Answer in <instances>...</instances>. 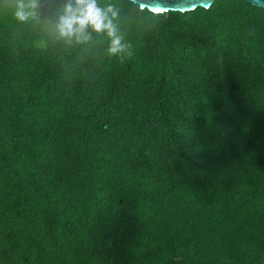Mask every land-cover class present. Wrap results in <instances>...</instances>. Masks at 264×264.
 Returning <instances> with one entry per match:
<instances>
[{
    "label": "trees",
    "instance_id": "1",
    "mask_svg": "<svg viewBox=\"0 0 264 264\" xmlns=\"http://www.w3.org/2000/svg\"><path fill=\"white\" fill-rule=\"evenodd\" d=\"M69 2L0 0V264H264V9Z\"/></svg>",
    "mask_w": 264,
    "mask_h": 264
},
{
    "label": "clouds",
    "instance_id": "2",
    "mask_svg": "<svg viewBox=\"0 0 264 264\" xmlns=\"http://www.w3.org/2000/svg\"><path fill=\"white\" fill-rule=\"evenodd\" d=\"M139 11L147 10L152 14L154 18L161 17L165 13L176 10L170 7L164 6H151L146 5L141 0H131ZM210 5V4H209ZM37 0H28V4L24 3V0H18V5L15 10V18L24 22L35 15V9L37 8ZM259 6H264L259 4ZM181 12L194 11L195 8L192 4H188L186 7L178 9ZM111 12V17L108 13ZM118 15V12L113 10L110 6L107 11L97 7L96 0H71L66 3L55 22V29L59 36L62 38L71 39L76 37L77 40L87 39L85 35L86 29L91 28L93 31L106 32L110 37V46L108 53L110 55H116L124 49V45L121 44L122 37L118 35L117 28L113 23V18Z\"/></svg>",
    "mask_w": 264,
    "mask_h": 264
},
{
    "label": "water",
    "instance_id": "3",
    "mask_svg": "<svg viewBox=\"0 0 264 264\" xmlns=\"http://www.w3.org/2000/svg\"><path fill=\"white\" fill-rule=\"evenodd\" d=\"M128 1L131 2V0H128ZM214 1H216V0H141V2H144L146 5H151L153 7L154 6L170 7V8H174L176 10H172L169 12H179V13L191 12V11L181 12L178 10L179 8L186 7L188 4H192V6L195 9L202 8V9L207 10L212 6ZM241 1H245L254 7L264 9V6H259L260 0H241ZM145 10H147V7Z\"/></svg>",
    "mask_w": 264,
    "mask_h": 264
},
{
    "label": "snow or ice",
    "instance_id": "4",
    "mask_svg": "<svg viewBox=\"0 0 264 264\" xmlns=\"http://www.w3.org/2000/svg\"><path fill=\"white\" fill-rule=\"evenodd\" d=\"M260 4L261 5H264V0H260Z\"/></svg>",
    "mask_w": 264,
    "mask_h": 264
}]
</instances>
